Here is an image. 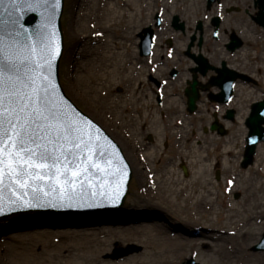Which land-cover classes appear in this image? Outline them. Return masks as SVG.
Segmentation results:
<instances>
[{"label": "rangeland", "instance_id": "374dc122", "mask_svg": "<svg viewBox=\"0 0 264 264\" xmlns=\"http://www.w3.org/2000/svg\"><path fill=\"white\" fill-rule=\"evenodd\" d=\"M145 1L148 3L146 7L150 9L147 15L154 16L158 6L164 3L169 8L167 14L184 9V11L188 10V15H191H189L190 19L196 17L198 14L197 9L204 4L201 3L202 1L198 2L200 0H174L173 4H170L173 0H129L126 5L124 0H65V10L62 17L65 50L60 63V82L66 95L74 104L84 114L102 126L122 148L133 172L124 207L102 215L97 212L74 215L76 219L71 218V215L63 217L57 213L51 214V216L38 215V213L7 216L0 219V244L4 243L5 246L24 244L30 242L28 240L30 237L39 241L43 235V230L50 229L51 232L48 233L50 244L45 245L44 241H41L44 245L41 244L39 248H36V251L40 254L38 263L75 264L77 259L69 256H59L57 251L53 249L63 243L61 236L64 232H71V230L76 232V239L80 244L83 243V240H91L93 235H98L97 237H101L102 242L105 243L109 239L108 236L103 233V235L99 234V232L114 228V224L149 223L148 219L154 217L151 216L154 213L152 208L156 206L155 208H160L166 216V219L164 218L166 221L159 220L165 221L174 234L179 233L177 229L181 226L172 223L174 221L170 218L172 211L181 220L188 222L187 228L191 232L194 230L193 225L199 226L202 232L203 230L223 232V234L221 233L223 235L222 239L233 237V235L227 233H236L239 229L248 232L246 236L239 239L242 243L247 242L249 244L247 254L253 255V257L248 258L249 262L246 258L245 264H255L256 262V264H264V251L254 249L264 234V214L261 213V211H264V143L260 144L257 149L255 163L246 170L242 169L240 164L244 154L246 129L241 119L238 118L234 123L229 124L230 131L225 137H221L216 133L203 134L201 130L193 133V125H189L186 128L185 135H183V143L179 144V146L181 145L179 148L175 138L177 131L174 129L168 130V125L164 124V121L168 122V120H162L165 116H161L162 113L157 107L156 87L152 84H136V90L132 92V95L136 94L135 100L150 106L147 114H151V119L146 120V123H143L144 120L133 118L134 115L137 117L140 115L134 112L124 119L117 118L113 120L110 117L115 115L116 109L114 106H117L118 109L125 107L122 102L130 96L129 92L134 86V84L129 86V78L123 77V74L126 70L124 69L125 63L129 66V63L134 59L133 54L130 53L135 50L134 34H132L134 29L132 27H135L133 23H136L137 20H134L131 25L132 29H130L125 22L121 23L123 14L125 13L124 20L126 22L134 15L135 19H138V23L140 20L143 22L144 14L141 12L144 13L147 9ZM245 4H249V1L244 0ZM85 7H88L87 17ZM109 7H113L118 12L114 20L110 18L111 12L104 11L103 13V10H107ZM202 13L199 14V18L202 17ZM249 27L252 31L248 35L249 38L246 40V46L242 53H245L249 48V44L255 47L256 50L250 47L252 50L250 58L245 59L243 57V62L247 64L248 72H253L248 74L255 75L259 86L248 87V106L258 98V100H261L263 96L261 93L264 91V33L261 28L257 29L251 21ZM98 32L105 34V37L99 39V41L94 38ZM256 38L261 41H256ZM252 39H255L254 43L251 42ZM76 41L78 42L75 43ZM74 52L77 60L76 67L74 63H71L70 68L71 70L72 67L79 68V70L77 72L74 69L69 72V60ZM256 52H262L261 60L259 58L254 59ZM113 55V59L110 62L107 61ZM254 68H260L262 74L259 75V71L253 70ZM113 74H115V77ZM145 75L146 73H144ZM75 76H82L83 80L86 78L88 83L83 84V87L78 86L77 84H82L83 80L81 83L76 82ZM110 76L115 78V82H110ZM131 77L133 76L131 75ZM144 81H146V77ZM110 86L113 88H110ZM171 99H169L167 105L171 102ZM105 100L107 103L103 102ZM179 107L182 110L181 101ZM243 107L246 109L245 105ZM140 117L143 118L144 116L141 115ZM208 121L210 119L206 118L202 124ZM194 123L195 128L202 125L199 122L197 124V120ZM165 126H167V129H165ZM155 127L160 128L161 132L157 133ZM149 136H152V141L149 140ZM223 143L227 144V150L231 143L235 144L230 156H226L227 151L225 152L222 149ZM141 144L146 147V153L145 151L143 153L144 146H141ZM199 147L205 148L200 150ZM207 153L210 160L202 161ZM259 159H262V164L258 168L256 165ZM182 164H185L188 168V176L184 175ZM200 169L206 170L202 180L205 182V188L196 187L192 189L190 186L188 189L180 191L179 194L175 192L169 200L178 204L177 210L172 206V208H169V200L161 199L155 190V185L152 183L153 180L157 181L163 187L164 181L169 176L168 173H175L173 179L180 180L181 187H183V185L190 184L192 180L199 176L198 171ZM216 170L220 171L219 181L216 180ZM150 171L155 175L153 180L148 177ZM230 180L233 181L232 185L229 184ZM207 183L210 185H207ZM144 192L148 194V197ZM188 194H192V199L185 203L184 200ZM237 194H240L239 198H236ZM140 199H143L144 203L137 204ZM194 202L196 204L193 206L192 203ZM155 220L159 221L156 218ZM193 221H196L197 225L193 224ZM202 232L200 233L202 234ZM199 243L200 246L195 249H185L184 252L186 251L187 255L185 258L183 257L184 259L181 258L177 261V259L165 260L163 253H153L147 257H142V254L146 251L143 243L123 241L120 237H116L108 241L106 246L108 251L94 257L90 264H120L119 261H114L110 257L113 256L116 250H127L129 245L141 247L140 251L127 256L139 255V258L131 264H187L193 254L196 263L232 264L229 262L230 259L227 255H219L213 251L214 245H217L218 242L212 239H201ZM227 243L235 245V241L232 240ZM2 253L4 252L2 251ZM255 255L258 256L255 257ZM78 262H81V260H78Z\"/></svg>", "mask_w": 264, "mask_h": 264}, {"label": "snow or ice", "instance_id": "6c2138e0", "mask_svg": "<svg viewBox=\"0 0 264 264\" xmlns=\"http://www.w3.org/2000/svg\"><path fill=\"white\" fill-rule=\"evenodd\" d=\"M60 6L61 0H0L3 12L17 13L10 29L0 20V192L10 193L7 206L0 196V215L93 208L124 194L128 165L117 146L58 82ZM25 12L41 20L31 31Z\"/></svg>", "mask_w": 264, "mask_h": 264}, {"label": "flooded vegetation", "instance_id": "af4514ba", "mask_svg": "<svg viewBox=\"0 0 264 264\" xmlns=\"http://www.w3.org/2000/svg\"><path fill=\"white\" fill-rule=\"evenodd\" d=\"M246 1L249 4L244 5V0H221L209 5L207 0H200L198 2L204 3V6L199 7L196 11L198 14L191 19L188 10L184 9L167 14L169 8L164 3L158 6L154 16L147 15L150 11L146 7L147 1V9L144 7V13L141 12L144 14L143 22L140 20L138 23V19L130 21L132 17L126 22L124 13L123 21L130 29H134L132 34L135 50L130 53L134 59L129 66L125 63L126 70L123 74V77L129 78V86H134L129 90L130 96L122 103L133 98L135 107L142 110L137 112L134 109L135 114H140L138 118L141 115L150 118L151 114H147L150 106L135 100L136 94L132 95V92L136 90V84H152L156 87L157 107L161 116H165L162 120H187V127L193 125V133L197 130H201L203 134L211 133L214 125L220 132L228 133L229 124L234 123L248 109V87L259 86L255 75L248 74L253 72H248L247 64L243 62V57L250 58V44L245 53L242 52L252 31L249 22L257 29L260 28L254 21L259 14L260 3L259 0ZM173 3L174 0L170 2ZM199 11L203 12L200 18ZM134 20L137 22L133 23ZM132 23L135 27L131 28ZM216 33L219 35H215ZM238 44L241 45L237 47ZM253 70L261 74L257 68ZM250 76L254 80H250ZM193 84H196L197 100L195 110L190 111L188 102L190 96H193ZM261 94L264 95V91ZM170 98L171 102L167 105ZM180 101L182 110L179 107ZM129 107L133 109L131 103L126 108ZM110 117L117 119L115 115ZM206 118L210 121L202 124ZM195 120L202 125L195 128ZM175 127L186 126L184 123L183 126L176 123Z\"/></svg>", "mask_w": 264, "mask_h": 264}, {"label": "bare ground", "instance_id": "6f19581e", "mask_svg": "<svg viewBox=\"0 0 264 264\" xmlns=\"http://www.w3.org/2000/svg\"><path fill=\"white\" fill-rule=\"evenodd\" d=\"M94 8V7H93ZM92 9V8H90ZM85 11H86V17L88 15V7H85ZM105 12H111V17L113 20L115 19V17H117L118 12L115 11L113 9V7H109L107 10L104 9ZM91 13V12H90ZM91 15V14H90ZM108 15V14H107ZM106 16V14H105ZM135 17V16H134ZM133 18V17H132ZM135 19V18H134ZM132 19L130 18V21ZM129 21V23H130ZM125 21H122L121 23H123ZM78 27V26H76ZM78 41H76L75 43H77ZM252 43H254L255 41L252 39L251 40ZM257 46L258 44L255 43ZM249 55H251L249 53ZM262 56V52H256L254 54V59L257 60L259 58V60H261ZM114 55L110 57V59H108L107 61H111L113 59ZM71 63H74V66L76 67V63L77 60L75 58V52L72 54L70 60H69V72H72V70H76L78 72L79 68H73L71 70ZM115 74H113L114 76ZM115 77V76H114ZM114 77H110V82H114L115 78ZM75 79L77 80L76 82H82L83 78L81 77H77L75 76ZM74 79V80H75ZM87 79L84 78L82 84H77L80 87H83V84H87ZM111 85V84H110ZM110 88H112V86H110ZM105 103H107V101H103ZM174 102H177V100H174ZM132 103L133 109L131 107L129 108H125L128 107L129 104ZM123 109H118L117 106L115 107L116 112H115V117L116 118H126L129 115H126V113H131L132 111L134 112V109H136L137 112H141V109H137L135 107V103L133 101H127L126 103H124ZM243 116V114H242ZM135 119H140V120H144L143 123H146V120H149L150 118L148 116H145L143 118H136L133 117ZM158 122V121H156ZM140 123V122H137ZM157 125V124H156ZM157 127H159L157 125ZM153 129V128H152ZM156 129V132H161L160 128H154ZM230 144V143H229ZM223 150L227 155H231V151L232 148L234 147V143L230 144L229 149H226L227 144L223 143ZM237 145V144H236ZM237 147V146H236ZM150 155V154H149ZM201 159V158H200ZM206 159H202V161H204ZM262 164V159H259V161L257 162V167L259 168V165ZM206 173L205 169H200L198 171V177H196L195 180H192L190 182V184L187 185H183V187H181V181L180 180H174V174L175 173H168L169 176L168 178L164 181V186L161 187L157 181L154 182L155 185V190L157 191L158 196L162 199L165 198V200H169L171 198V196L177 192V194L180 193V191H183L185 189H188L190 186L192 187V189L196 188V187H202L205 188V182H203V177ZM200 185V186H198ZM207 185H210L209 183H207ZM192 199V194H188L184 200L185 203H188V201ZM143 203V199H140L139 201H137V204H142ZM169 204V208L174 207L175 209L178 208V204L174 203L173 201H168ZM174 204V205H172ZM196 204V202L192 203V205L194 206ZM154 205V204H153ZM152 205V207H153ZM172 206V207H171ZM156 207V206H155ZM152 208V212H154L151 216V218H154L153 220L149 219V223H141V224H128V225H115L114 224V228L112 229H107V231H101V233L99 232V234H104L108 236V240L103 243L101 240V237H97L98 235H93L91 240H83V243H78V239H76V232L72 231L71 232H64L61 236V239L63 240V243L60 246H57L53 249H55L57 251V254L59 256H69L72 257L73 259H77V262H75V264H90L92 262V259H94V257L99 256L100 254H103L105 252H107V243L109 240H113L116 237H120L123 241H136L139 243H143L145 245V252L142 254V257H147L149 255H152L153 253H163L165 255V260L169 259V260H175L177 259V261L181 258H185V256L187 255V252L184 250L188 249L192 250L197 248L198 246H200V240L201 239H212L215 242H218L217 245H214V249L213 251L216 252L219 255H224L230 259V263L232 264H245V260L247 258V262L249 257H253V255H248L247 254V248L249 246V244L247 242H241L239 239L242 236H246V233L248 232H243L240 231V229L238 230V232L234 233V232H229L227 233L228 235H233V237H224L222 239V234L223 232L219 233L218 231H208L205 230L204 232L199 233V235H196V233H191L189 228H187V221H183L181 220V218H179L178 216H176L174 213V211H172L170 214V218L171 220H174L172 223H176L179 224L181 226V228L179 227V229H177L179 231V233H172L169 229V225L165 222L166 220V216H164L163 211L160 208ZM154 210V211H153ZM177 210V209H176ZM262 214H264V211H261ZM156 214V215H155ZM156 216V217H155ZM71 218L76 219L74 217V215H71ZM155 218L157 220L159 219H163L165 221H156ZM165 218V219H164ZM200 220V218H199ZM170 221V220H169ZM193 224H197L196 221L192 222ZM117 226V227H116ZM173 231V230H172ZM51 232L50 229H44L43 230V235L41 237V239H39V241L33 239L32 237H30L28 240H30V242L28 243H21V244H12L11 246H5L4 243L0 244V263L1 264H39L38 263V258H39V253L36 251V248L40 247L41 244L45 243L46 244H50L49 243V238H48V233ZM215 233H218L217 235ZM47 234V235H46ZM102 234V235H103ZM214 236H212V235ZM221 234V235H220ZM226 234V233H225ZM222 239V240H221ZM235 241V245H229V241ZM41 241H44L43 243H41ZM225 242V243H224ZM227 243V245H226ZM44 245V244H43ZM229 245V246H228ZM4 253H2V251ZM66 253V254H65ZM184 253V254H183ZM258 255H255V257H257ZM139 258V255L136 256H131V257H126L124 259H122L119 263L120 264H131L133 262H135L137 259ZM183 258V259H184ZM264 258V257H263ZM143 259V258H142ZM141 259V261H142ZM78 260H81V262H78ZM233 261V262H232ZM144 263V262H143ZM257 263V262H256ZM255 263V264H256ZM109 264V263H108Z\"/></svg>", "mask_w": 264, "mask_h": 264}, {"label": "water", "instance_id": "95a60500", "mask_svg": "<svg viewBox=\"0 0 264 264\" xmlns=\"http://www.w3.org/2000/svg\"><path fill=\"white\" fill-rule=\"evenodd\" d=\"M63 9H64V0H61V6H60V9L58 10L56 18H55V24H56V29H57V39L61 44V55L58 57L57 68H56V71L58 73L59 84H60L59 63H60V59L62 57V53H63V49H64V38H63L62 25H61V17L63 14ZM16 15H17V13H11V15H9L8 12H3V10L0 9V20H3L5 22L3 26L6 28H9V29L11 28V21L13 19H15ZM22 22L24 23L25 28H27L29 31H31L36 25H38L41 22V20H40V17L37 15V13L25 12L23 14V17H22ZM194 87H195V84H193V92L195 93ZM195 96L196 95H193V97L190 99L191 100L190 105L193 107H194V102H195V98H194ZM253 110H254V113L248 122V125L250 128V137L248 138V147H247V150L245 153V161L243 163L244 168H247L249 165H251L253 163V161H254L253 157H254V154L256 152V147H257L259 142L264 141V128L262 127V125L264 124V103L257 105L256 107L253 108ZM80 113H82V112H80ZM110 140L112 141L111 138H110ZM252 141H255V143H253ZM116 150H118L119 156L123 158L124 163L127 164L124 157L122 156V153L120 152V149L118 148V146H117ZM109 151H114V150L111 149V147L109 146ZM131 177H132L131 171L129 168H127V176L125 178V184H124V194L121 196L118 203L112 204L109 202H104L100 206L93 207V208H68V209H75L76 211H81V210L90 211V209H91V210H94L96 212H100L98 210L99 209L105 210L103 208H119V207L121 208V206L124 204L126 196L128 194ZM0 196H2L4 198L5 206H7V198L10 196V193L7 190H4L3 192H0ZM31 210H34V209L7 211L5 214L0 215V218L8 216V215H14V214L19 213V212H27V211H31ZM101 212H104V211H101ZM134 249H137V248L130 247L125 252H116V254L113 256V258L118 259V258H121L123 256H126V255L132 253V251ZM256 249H264V248H261L260 246H258V247H256Z\"/></svg>", "mask_w": 264, "mask_h": 264}]
</instances>
